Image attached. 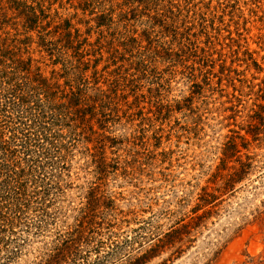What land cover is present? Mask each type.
I'll return each mask as SVG.
<instances>
[{
  "label": "rangeland",
  "instance_id": "rangeland-1",
  "mask_svg": "<svg viewBox=\"0 0 264 264\" xmlns=\"http://www.w3.org/2000/svg\"><path fill=\"white\" fill-rule=\"evenodd\" d=\"M20 88L62 115L39 163L7 111ZM230 141L226 167L251 171L198 224ZM11 165L20 217H3ZM186 224L190 243L150 257ZM67 239V264H264V0H0V264H45Z\"/></svg>",
  "mask_w": 264,
  "mask_h": 264
},
{
  "label": "trees",
  "instance_id": "trees-1",
  "mask_svg": "<svg viewBox=\"0 0 264 264\" xmlns=\"http://www.w3.org/2000/svg\"><path fill=\"white\" fill-rule=\"evenodd\" d=\"M32 12L33 11H31V13ZM27 18V24H30L28 28H34L33 24H35V22L38 20L36 15L32 13V15L28 16ZM74 50L75 52L79 50V46ZM76 57L80 58L81 56L76 52ZM17 90L21 91V88ZM78 94L79 92L74 94L71 91L69 105L76 104V101H73V99ZM13 96H16L17 98H14L12 103H10L11 107L7 111L13 112L12 114L15 115L16 120H18L19 124L23 128L22 131L25 134L23 136L24 140L21 142L23 145V152L26 153L32 150L31 153L34 154L36 158V160H30L29 163H39L41 160L50 158L52 153L55 151L57 152L56 145L59 144L56 138L57 133L55 134V132L51 130V127L54 126L55 122H58L57 119L60 120V118H62V115H57L50 111L45 112L42 105H38L35 101H30V94H25L26 97L23 96V93L20 97L17 95ZM74 118L76 120H80L84 128L88 127L87 123H89L90 120L88 122L85 121V111L82 108L76 109ZM262 120L263 117L261 116L259 118L260 123H262ZM88 130L91 132L92 128ZM226 147L227 148L224 150V159L221 162L222 166L218 169V173L215 174L213 180V184L216 185L218 182H220V186L213 189L212 192H208L206 189H203V193L199 197L200 204L197 205L193 213L205 208H210L211 210L215 209V211L211 212V210H209L207 212H203L202 216L197 217L198 224L200 221H202L201 219H204L208 215L215 214L218 211L217 208L221 205L220 203L223 201L221 198L230 192H234L236 185L240 184L251 171L253 160L250 156H246L244 162H242L241 158L238 157L234 161L237 164V167L232 166L231 168H227L226 161L231 160L235 154L238 153V151H236V145L233 141L228 142ZM10 167L12 170H8L4 175L5 178L2 179L4 180V190L1 193V198L3 201L2 210H5L3 212V217H6V214L7 217H10V215H12V217H20L23 209L26 207V199L28 198L26 194L27 185L26 182H24L23 179H20L16 173V167L13 165ZM30 167L31 170L40 169L39 166ZM224 171H227V173L223 175L222 172ZM189 233L190 231L188 224L182 225L179 229L172 230L171 232L165 234L161 239H158L157 243L154 245V248H152L148 254L150 257H153L155 254L162 252L163 249L171 247L172 245L190 243L191 240L189 238ZM65 244L68 246V248L56 250V255H54L50 261L45 262V264H67V261L70 260V256H76L75 254L78 253L77 251L79 250L78 243L74 239H67ZM146 258V256L142 257L144 260Z\"/></svg>",
  "mask_w": 264,
  "mask_h": 264
}]
</instances>
